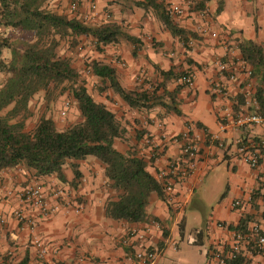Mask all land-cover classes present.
Here are the masks:
<instances>
[{"label": "crops", "instance_id": "1", "mask_svg": "<svg viewBox=\"0 0 264 264\" xmlns=\"http://www.w3.org/2000/svg\"><path fill=\"white\" fill-rule=\"evenodd\" d=\"M71 1L78 2L80 8H83L85 2ZM171 1L177 2L183 9L180 15L170 17L186 31L185 43L163 27L150 7H138L132 0H98L100 8L109 10V20L117 22L123 30L137 36L139 40L134 46V55L131 54L133 44L119 40L104 45L99 52L89 48L91 54L87 59L99 57L111 62L116 68L120 83L127 88H133L140 82L143 87H147L149 83L160 80V69L170 68L174 72L190 69L193 72L191 85L180 84L174 77L166 82L168 89L176 84L180 85L176 93L179 114L165 112L160 106H153L145 111L128 108L116 94L112 95L113 102L103 92L94 96L123 121L129 139L137 142L138 152L144 157L148 158V146L142 145L143 137L147 135L153 141L156 156L147 160V169L151 173L164 166L171 156L178 154L179 144L169 139V136L179 132L186 122L191 123L192 134L198 140L199 159L191 173L174 183L176 200L181 208L176 211L166 201L152 194L146 206L148 219L145 221L129 222L105 215L104 202L114 195L106 186L99 162L92 156L77 161L80 176L76 178L66 160L62 165V181L54 174L34 175L31 169L22 164L7 167L0 170V183L13 190V194L6 196L3 203L7 213L18 204L14 191L32 177L42 180L45 187L61 185L78 206L76 210L61 209L47 215L27 209L35 219L34 231L43 239L47 248L43 259L38 258L30 245L28 231L18 227L15 219L7 214V222L0 224V261L8 264H139L132 257V251L141 245L140 241L133 236L129 245L122 239L126 238L132 227H140L153 217L164 225L165 234L152 229L151 235L141 240L162 249L159 257L150 264H176L182 260L181 256H175V252L178 250V239L183 237L185 208L202 181L208 174L213 175L215 168L221 170V164H224L222 167L227 172L221 192L224 193H220L209 210L202 212L201 223L192 227L193 234L187 242L201 245L207 260L206 250L224 234L212 221L222 220L234 225L241 218L247 222L259 213H264L260 191L255 189V174L264 175V148L262 159L256 167L251 168L235 152L232 142L234 130L227 129L222 134L223 146H217L205 137L207 132L217 130L223 107H228L231 111H235L232 105L245 109L238 89L244 81L243 73L237 72L238 79L235 82L228 81L225 73L217 70L215 61H236L240 57L237 43L244 38L259 42L264 52V0H223L218 13H214L216 0H209L203 11L188 7L187 0ZM69 3L64 9L67 15ZM83 73L96 81V77L86 71ZM139 73H142V79L137 83L135 77ZM213 81L223 83L227 89L226 94L212 92ZM238 98L242 102L237 103ZM77 118V110L72 104L65 120L60 124L55 121V124L60 128ZM158 121L162 122L161 127H158ZM162 131L167 137H161ZM243 133L250 134L254 140L264 141V123L253 125L249 133L247 130ZM136 134L139 138L135 141ZM248 193H251L248 204L235 208L230 206L233 198L245 197ZM180 221L183 223L181 233L178 228ZM200 227L203 237L197 244L192 240L194 232ZM254 258H259L261 264H264V256L255 255Z\"/></svg>", "mask_w": 264, "mask_h": 264}, {"label": "trees", "instance_id": "2", "mask_svg": "<svg viewBox=\"0 0 264 264\" xmlns=\"http://www.w3.org/2000/svg\"><path fill=\"white\" fill-rule=\"evenodd\" d=\"M51 1L0 0V72L3 74L0 80V170L22 164L34 175L54 174L62 181V165L66 160L76 178L80 176L77 161L92 156L99 162L106 186L114 195L104 202L105 215L129 222L145 221L151 195L164 199L161 182L147 169L150 157L138 152L137 142L129 139L123 121L86 89L81 73L88 70L89 75L96 77L99 92L105 96L116 94L128 108L145 111L160 106L165 112L179 114L176 93L180 85L168 89L166 82L184 70L160 69V80L147 87L140 82L127 88L120 83L115 66L99 57L84 59L79 69L73 64V58L82 40L86 39L90 49L98 52L106 44L126 40L133 44L131 54L134 55L139 38L113 20L88 22L52 10L48 7ZM132 1L138 7L152 8L163 27L185 43L186 31L173 22L165 9V1ZM208 2L187 0L188 7L198 11H203ZM222 6L223 0H216L214 13ZM253 22L255 24L254 18ZM7 28H18L33 39H13L5 33ZM237 48L240 57L250 66L256 85L254 94L261 104L263 47L252 38H244L238 41ZM36 93L41 94L46 108L59 95L67 94L78 118L59 128L54 118L44 111L31 128H25L29 103ZM238 102H242L240 98ZM232 106L235 111L238 109ZM138 138L136 134L135 141ZM246 223L241 218L231 226L244 228ZM182 225L180 221V233ZM162 234H165L164 229ZM202 237L200 227L194 232L192 242L199 244Z\"/></svg>", "mask_w": 264, "mask_h": 264}, {"label": "built area", "instance_id": "3", "mask_svg": "<svg viewBox=\"0 0 264 264\" xmlns=\"http://www.w3.org/2000/svg\"><path fill=\"white\" fill-rule=\"evenodd\" d=\"M166 2L165 9L172 16H178L183 12L181 6L171 0H162ZM69 16L88 22L109 20V10L100 8L98 0H85L83 8L79 7V3L71 1L68 4ZM120 64L122 61L117 60ZM216 68L219 72L225 73L228 81H236L238 79V71L243 73L244 81L238 88L245 109L239 108L231 111L228 107H223L221 120L218 122L216 131L207 132L205 137L208 141L214 142L217 146H223L222 134L227 129L234 130L232 137L234 149L239 158L249 167L257 166L263 157V140H254L250 134H244V130L249 133L253 125L264 123V81L261 84L263 101L258 104L255 97V81L251 77V69L249 64L241 57L235 60H216ZM88 73V70H85ZM142 73L136 75L135 80L140 82ZM193 80V72L188 69L176 77V81L180 84L191 85ZM211 91L224 95L227 92L225 85L218 81H213ZM249 107V108H248ZM69 108V100L65 99L59 106L58 113L60 119H63ZM158 127L162 126V122H157ZM161 137H167L164 131ZM169 139L178 142V154L171 156L165 162L164 166L155 170V177L161 182L164 194V201L172 208L178 211L181 206L176 200L174 183L180 179H184L195 168L199 159V145L197 138L192 134V125L186 122L183 128L169 136ZM148 146V157L156 156L155 144L145 135L142 139V145ZM4 169V168H3ZM256 186L259 190L260 199L264 203V175L255 174ZM0 224L7 222V214L12 216L17 222L18 227L24 228L29 233V243L35 249L38 258L43 259L47 253V248L43 239L34 231L35 219L31 216L27 209L38 211L42 215L59 211L67 208L77 209L75 202L61 185L45 187L42 180L32 177L23 186L14 191L18 204L10 209L7 213L3 208L6 196L13 194L12 188L6 187L0 183ZM251 199V193L245 197H235L231 200L230 206L241 207L248 204ZM215 227L223 230L224 234L217 238L216 241L206 250V264H261L259 258L254 256H264V213H259L256 217L249 219L244 228H237L229 225L222 220L212 221ZM152 229L162 232L164 225L155 218H151L140 227H132L122 241L131 245L130 238L135 236L141 245L134 248L132 257L139 264H150L161 254V247L150 246L149 243H143V239H147L151 235ZM146 237V238H145ZM142 240V241H141ZM143 243V244H142ZM0 264H8L0 261Z\"/></svg>", "mask_w": 264, "mask_h": 264}, {"label": "rangeland", "instance_id": "4", "mask_svg": "<svg viewBox=\"0 0 264 264\" xmlns=\"http://www.w3.org/2000/svg\"><path fill=\"white\" fill-rule=\"evenodd\" d=\"M71 0H55V2L48 3V7L57 12L64 13V9L67 3ZM249 1V0H248ZM250 6V4H249ZM247 6V7H249ZM5 33L11 38H22L27 40H32V36L29 33L23 32L18 28H7ZM80 47H77L75 50V55L73 58V64L79 69L83 67V60L87 59L91 54L89 51L90 43L84 39L82 40ZM62 50V46L60 47ZM4 55H7V52H3ZM84 79V84L86 89L93 95H100L97 85L93 78L89 77L88 74L85 75L81 73ZM3 78V74L0 72V80ZM93 81V82H92ZM137 82V81H136ZM138 83V82H137ZM109 101L113 102L114 99L112 95L106 96ZM69 96L65 93L59 95L55 101L51 102L46 108L41 98L40 93L34 94L32 97L29 108L30 113L24 119L25 128H31L34 122L37 120L38 116L45 111V113L50 114L54 121L58 124L62 123L66 118L67 111L70 109L72 102L69 98V108L66 111L63 119H60L58 109L61 105V102L65 99H68ZM216 166V165H215ZM224 164L219 165V168H215V173L213 175L208 174L207 177L202 181L200 187L194 192L192 200L187 204L185 208V225L183 231V237L178 239V250L175 252V256H181L182 260L178 261L176 264H206V258L203 254V248L201 245L189 244L187 240L191 238L192 227H197L201 223V215L204 210H209L212 203L220 195L224 189L225 176L227 172L222 167Z\"/></svg>", "mask_w": 264, "mask_h": 264}]
</instances>
